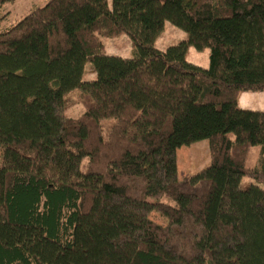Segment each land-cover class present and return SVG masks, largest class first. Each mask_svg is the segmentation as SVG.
Returning a JSON list of instances; mask_svg holds the SVG:
<instances>
[{
    "label": "trees",
    "instance_id": "16d2710c",
    "mask_svg": "<svg viewBox=\"0 0 264 264\" xmlns=\"http://www.w3.org/2000/svg\"><path fill=\"white\" fill-rule=\"evenodd\" d=\"M15 1L0 0V264H264V191L240 189L264 187V112L238 106L264 92V0H46L6 24ZM166 22L186 40L160 51ZM120 34L130 58L104 52ZM203 140L209 165L179 180L177 150Z\"/></svg>",
    "mask_w": 264,
    "mask_h": 264
},
{
    "label": "rangeland",
    "instance_id": "374dc122",
    "mask_svg": "<svg viewBox=\"0 0 264 264\" xmlns=\"http://www.w3.org/2000/svg\"><path fill=\"white\" fill-rule=\"evenodd\" d=\"M46 0H16L12 4H8L5 6V9L10 13L9 20L6 22H18L25 14L29 13L30 10L38 7H42ZM5 26V25H3ZM186 40V35L181 30L175 28L169 23L164 24V29L162 34L159 36L156 41V48L160 51H164L169 47H173L179 44V42ZM102 44L104 46V52L108 55L121 57V58H130L131 57V44L128 37L124 34H120L118 37L112 39H103ZM192 54L190 56V53ZM204 53L197 52L194 49L186 54L185 60L189 61H197L202 64L207 60L208 50H204ZM95 79V72L91 65H86L83 75L84 81H90ZM258 93V92H257ZM262 93V92H259ZM77 91H73L68 94V108L66 111V117L76 118L81 112V106L75 103ZM258 108V107H257ZM112 121H108L106 125L111 124ZM258 148H251L249 155L246 160V167L253 168L256 164ZM177 171H178V179L182 180L184 178H188L191 175H194L201 170L205 169L210 163V154L208 149V143L206 140L196 142L189 147H183L177 150ZM86 160L82 163V169L85 170ZM251 186H257L261 190L264 191V187L256 183L255 181L243 177L240 181V189L245 190ZM169 202L167 198L164 199V202ZM149 219L154 223L165 226L166 219L160 216L158 213H151Z\"/></svg>",
    "mask_w": 264,
    "mask_h": 264
},
{
    "label": "crops",
    "instance_id": "0c3cea01",
    "mask_svg": "<svg viewBox=\"0 0 264 264\" xmlns=\"http://www.w3.org/2000/svg\"><path fill=\"white\" fill-rule=\"evenodd\" d=\"M190 51H191V48L188 50V53ZM201 53L203 54L204 52H201ZM192 54H196V53L191 52L190 56H192ZM186 62L194 66L200 67L202 69H207L208 56H207V60H205V62H203L202 64L198 63L197 61H189L187 59H186ZM238 106L240 109H243V110L264 112V92L262 93L245 92L241 94L238 99Z\"/></svg>",
    "mask_w": 264,
    "mask_h": 264
}]
</instances>
